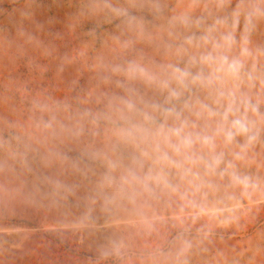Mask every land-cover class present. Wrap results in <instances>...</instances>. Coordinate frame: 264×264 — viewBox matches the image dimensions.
<instances>
[{"label": "rangeland", "instance_id": "obj_1", "mask_svg": "<svg viewBox=\"0 0 264 264\" xmlns=\"http://www.w3.org/2000/svg\"><path fill=\"white\" fill-rule=\"evenodd\" d=\"M175 67L202 80L165 120ZM98 153L163 179L101 201ZM0 264H264V0H0Z\"/></svg>", "mask_w": 264, "mask_h": 264}, {"label": "clouds", "instance_id": "obj_2", "mask_svg": "<svg viewBox=\"0 0 264 264\" xmlns=\"http://www.w3.org/2000/svg\"><path fill=\"white\" fill-rule=\"evenodd\" d=\"M238 71V68H235ZM119 71V70H118ZM122 74L129 80L135 78L136 76H143L144 70L138 69L135 66H129L126 71H123ZM202 77L200 75H192L188 70H182L179 67L172 69V75L169 81L164 83V88L168 91L167 98L163 104L152 103L150 105L153 113H158L163 116L165 120L169 117H175L177 120L180 119L181 111L178 110L181 97L183 96L184 91L189 87V84H195L198 81H201ZM174 83L175 87H170ZM119 103L122 104L130 112L136 111V106L131 98H119ZM184 108H187L188 105L185 102L183 104ZM145 121L154 125L156 122V116H145ZM232 130H229L226 133V140L231 141L234 135H246L249 132V127L245 120L235 119L232 121ZM120 141L126 142L128 144H136L138 141H144L149 136V129L143 125H131L129 127H122L116 133ZM251 139V137L249 138ZM195 143L193 138L189 135L186 136L182 144L186 148H191ZM203 144H211L210 137L203 138ZM178 151V149H177ZM97 159H101V163L105 166L106 172L102 174V177L99 181L98 189L96 191L97 199L107 202L112 198L113 193H123L125 190V185H130L133 183L139 184L143 187L144 191H150L149 181H155L157 183L163 179L162 175L153 176L151 169L146 175L141 176L140 172L143 170L144 162L140 157L131 156L127 166L122 165V169L125 172V175H122L119 180H117L112 173L117 168V163H114L110 158L102 157V154H96ZM164 161L168 160L167 156L162 157ZM223 155H216L211 157V162L206 163V167L210 174H214L216 168L221 164ZM159 162V161H157ZM177 167H179L177 165ZM221 178H223V173H221Z\"/></svg>", "mask_w": 264, "mask_h": 264}]
</instances>
